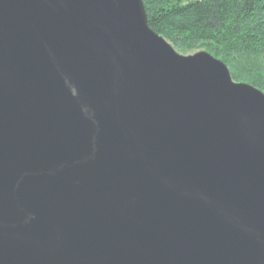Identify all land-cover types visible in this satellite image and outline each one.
<instances>
[{
    "label": "water",
    "instance_id": "95a60500",
    "mask_svg": "<svg viewBox=\"0 0 264 264\" xmlns=\"http://www.w3.org/2000/svg\"><path fill=\"white\" fill-rule=\"evenodd\" d=\"M0 264H264V94L142 0H0Z\"/></svg>",
    "mask_w": 264,
    "mask_h": 264
},
{
    "label": "trees",
    "instance_id": "16d2710c",
    "mask_svg": "<svg viewBox=\"0 0 264 264\" xmlns=\"http://www.w3.org/2000/svg\"><path fill=\"white\" fill-rule=\"evenodd\" d=\"M147 24L180 54L204 51L264 92V0H142Z\"/></svg>",
    "mask_w": 264,
    "mask_h": 264
},
{
    "label": "rangeland",
    "instance_id": "374dc122",
    "mask_svg": "<svg viewBox=\"0 0 264 264\" xmlns=\"http://www.w3.org/2000/svg\"><path fill=\"white\" fill-rule=\"evenodd\" d=\"M157 34V33H156ZM170 44V43H169ZM171 45V44H170ZM172 46V45H171ZM174 49V48H173ZM175 50V49H174ZM175 52L176 53H178L179 55H183V56H189V55H194V54H196V53H198V52H201V51H197V52H194V53H190V54H180L179 52H177L176 50H175ZM207 53V52H206ZM210 55V54H209ZM213 57V56H212ZM213 58H215V57H213ZM215 59H217V58H215ZM218 60V59H217ZM220 61V60H219ZM222 62V61H221ZM223 63V62H222ZM228 68V67H227ZM228 70H229V68H228ZM229 73H230V71H229ZM233 80V79H232ZM235 83H241V82H237V81H235V80H233ZM244 84H247V83H244ZM249 85V84H248ZM262 92V91H261ZM263 94H264V92H262Z\"/></svg>",
    "mask_w": 264,
    "mask_h": 264
}]
</instances>
